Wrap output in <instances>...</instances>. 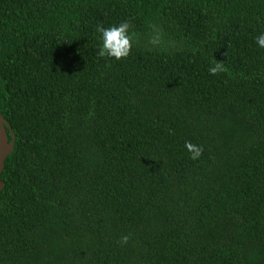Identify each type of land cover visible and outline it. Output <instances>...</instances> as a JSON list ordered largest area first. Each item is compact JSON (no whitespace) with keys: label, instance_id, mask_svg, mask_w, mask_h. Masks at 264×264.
Segmentation results:
<instances>
[{"label":"trees","instance_id":"obj_1","mask_svg":"<svg viewBox=\"0 0 264 264\" xmlns=\"http://www.w3.org/2000/svg\"><path fill=\"white\" fill-rule=\"evenodd\" d=\"M261 32L264 0H0V264H264Z\"/></svg>","mask_w":264,"mask_h":264},{"label":"clouds","instance_id":"obj_2","mask_svg":"<svg viewBox=\"0 0 264 264\" xmlns=\"http://www.w3.org/2000/svg\"><path fill=\"white\" fill-rule=\"evenodd\" d=\"M130 27V23L127 21L108 27H97L95 29L99 40L97 56L100 58H111L116 61L127 58L131 52L133 42ZM254 43L264 49V32H261L254 38ZM226 70L222 62H214L208 68V72L211 75H217ZM184 147L190 154V158L194 161L199 160L204 151L201 145L192 143L191 141H185ZM127 241V236L122 237L121 243H127Z\"/></svg>","mask_w":264,"mask_h":264},{"label":"water","instance_id":"obj_3","mask_svg":"<svg viewBox=\"0 0 264 264\" xmlns=\"http://www.w3.org/2000/svg\"><path fill=\"white\" fill-rule=\"evenodd\" d=\"M12 133V139L9 132ZM16 143V135L13 132L8 120L0 113V176L5 169V162L8 156L14 151ZM4 189V182L0 178V193Z\"/></svg>","mask_w":264,"mask_h":264}]
</instances>
